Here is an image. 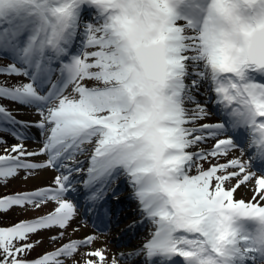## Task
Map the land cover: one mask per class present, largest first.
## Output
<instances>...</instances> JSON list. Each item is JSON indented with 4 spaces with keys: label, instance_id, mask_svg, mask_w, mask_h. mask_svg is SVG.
Masks as SVG:
<instances>
[{
    "label": "snow or ice",
    "instance_id": "6c2138e0",
    "mask_svg": "<svg viewBox=\"0 0 264 264\" xmlns=\"http://www.w3.org/2000/svg\"><path fill=\"white\" fill-rule=\"evenodd\" d=\"M143 2L0 0V51L15 61L0 68V72L22 75L30 81L12 88L0 86V96L34 106L41 120L32 124L17 121L3 105L0 117L10 124L36 127L42 135L48 133L39 151H29L23 143L5 148L0 155V179L6 182L20 170L30 172L45 167L67 172L55 177L56 187L0 198V210L4 211L29 204L39 207L48 199L59 204L48 215L9 227L0 226V264H64L63 258L72 257L80 246L92 242L90 235L72 240L38 259L22 258L25 251L34 247L25 243L30 234L54 226L65 229L74 218L76 208L65 199V193L73 172L81 170L67 162L83 152L85 144H93L94 151L84 184L99 183L103 187L122 167L136 190L142 213L158 225L152 238L143 245L149 261L153 257L162 258V262L179 257L187 264V258L194 255L192 249L204 244L217 253L226 244L235 245L237 233L232 224L236 219L252 218L264 224V174L250 171L252 159L264 161V136L253 135L242 147L241 141L229 133L227 139H217L210 150L193 151L195 146L224 133L226 125L204 123L190 127L208 112L199 103L195 109L187 107L194 100L190 88H199L202 82H207L217 102L231 107L233 114L242 115L237 98L246 96L259 121L244 118V124L252 131L264 125V84L245 79L246 68L264 71V22L246 30L245 36L252 39L236 49L215 27L219 19L233 22L238 4L254 5L264 17V0H209L208 15L202 25L182 16L174 7L159 8L160 0H152L157 5L156 22L145 23L137 7ZM108 3L123 5L120 13L107 15L101 6ZM84 5L100 9V16L83 26L84 43L79 54L65 60L63 45L80 30L79 10ZM181 20L187 23H179ZM57 71L59 78L53 83L52 74ZM192 73L194 78L188 82ZM221 73L226 75L222 77ZM223 79L235 81L234 95L222 84ZM86 80L102 86L89 87ZM69 88L72 93L66 94ZM138 97H151L153 108L157 101L162 102L172 126L154 129L155 113ZM12 135L18 140L26 138L15 130ZM0 144L6 141L0 139ZM249 148L255 151L249 152ZM234 149L247 153L249 160L231 158L207 170L202 168L201 161L209 156H228ZM44 154L48 156L46 164L30 162L31 157ZM141 159L153 161L160 189L167 196L164 212L155 208L138 187L140 169L135 165ZM260 171L264 173V168ZM233 179L236 184L228 186L227 182ZM253 180L251 200L235 199L238 188ZM85 255L98 257L101 264L105 261L101 250ZM258 256L264 258V248L246 247L241 251L233 246L224 254V264H234L237 259L255 262ZM86 264L96 262L87 260Z\"/></svg>",
    "mask_w": 264,
    "mask_h": 264
},
{
    "label": "rangeland",
    "instance_id": "374dc122",
    "mask_svg": "<svg viewBox=\"0 0 264 264\" xmlns=\"http://www.w3.org/2000/svg\"><path fill=\"white\" fill-rule=\"evenodd\" d=\"M189 8L190 6H186L180 9L179 12L181 13L182 16H187L189 19L194 20L196 17V14L191 12ZM84 10L92 14L85 16L82 13ZM99 16H100V12L95 6L84 5L80 8L79 10V22L81 26L80 30L75 36L70 35L68 37V40L70 41H68L66 45H63L66 48V53L70 57L73 55L79 54V52L82 50L83 43H84L83 26L90 22L95 21ZM189 34H191V32H189ZM73 47H75V49H73ZM69 48L71 49L69 50ZM64 59L70 60L67 57H65ZM12 63H15V61L10 57V55H8L5 52L0 51V68H6L8 65ZM201 70H202V67H201ZM250 70H252V68H249L247 70L245 79L247 81L255 82L256 78L250 75L251 74ZM55 76H52L53 83H55V80L53 78ZM192 78H194V73L190 74L188 78V82H190ZM27 82H30L28 77H24L22 75L10 74L7 72H0V86L12 88V87H16L20 84L27 83ZM85 83L89 87L102 86V84L94 80H86ZM209 89H210V86L207 84V82H202L199 88H196V89L190 88V92L192 96L194 97V100L188 102L187 107H189L190 109H195L196 104L199 103L207 110L208 115L206 117L202 116L194 125H189V126L199 127L201 124H204V123L221 122L219 115L214 116L215 108L209 106V103L211 101L212 103L215 101V94H214L215 92L212 95V92ZM71 93H72V89L69 88L66 94H71ZM0 105H3L8 111H10L11 113H14L15 116H17L20 120L28 122L29 124H32V123H35L41 120V116L38 114V110L34 106L22 105L17 101L11 100L9 97H3V96H0ZM1 118L2 117H0V119ZM28 128L30 129L31 133H28L25 136L26 138L22 140H18L14 138L12 134L6 133L5 130L1 129L0 127V139L6 141L4 137L9 138V142H6V144H0V155L4 154L5 148L10 147L11 145L16 144V143H23L25 148L29 151H39V149L43 145L44 138L45 136L48 135V133L44 132V134L43 135L41 134L40 136L38 134V131L39 132L41 131L40 129L36 127H28ZM25 131H27V128H25ZM200 134L201 133H197V135H200ZM203 135H207V134L203 133ZM223 137H225V135L219 134L218 137L209 138L206 142L198 146H195L193 148L194 150L193 149L192 150L195 151L198 148H204V149L210 150L211 148L215 146L217 139H223ZM82 147L85 150L75 155L73 159L75 160V163H76L74 167L79 168L81 170L80 172H83L85 170L83 166H87L88 168L91 166V155L94 151L93 144H85ZM242 156H244L246 161L249 160V156L247 153H242L239 149H234V150H231L230 155L228 156H218V157L209 156L206 160L201 161V165L204 170H207L213 164L226 163L228 159L240 158ZM47 159H48V156L46 154L37 155V156L31 157L30 162L46 164ZM251 163H252V160H251ZM195 171L196 170L193 169L192 174H195ZM250 171L256 172L257 175H260L261 173L259 170L254 169L252 167L250 168ZM42 173H44L45 175L44 174L42 175ZM73 173H78V172H73ZM61 174L66 175L67 172L65 170L54 169L52 167H45L43 169L32 170L30 172L28 170H20L17 176L8 178L6 182L0 179V198H3L8 195H13L16 193L35 191L40 188L56 187L55 177ZM120 182H123V185L127 186L126 189L121 190V191L118 190L119 189L118 186ZM117 183H118V186L115 189L113 185L107 186L105 188L106 194L116 193L119 198H122L123 196L127 194L132 195L128 199L129 203H130V200L132 199L137 200L138 201L137 209H140V201L135 197L133 186L129 183V177L127 176V174L125 173L124 177L121 178ZM227 183H228V186L235 185L236 180L233 179ZM254 184H255V181L253 180L251 183H246L244 186L239 187L238 190L234 193V198L244 199L246 202L250 201L253 195L251 188L254 186ZM116 190H118L119 192H116ZM66 198L67 196L65 195V199ZM113 203L115 206H117L115 201H113ZM131 203L133 202L131 201ZM58 206L59 204L56 200L48 199L40 203L39 207L29 204L23 207L13 206L11 210H7V211L0 210V226L9 227V226L19 223L20 221L37 219L41 216H45V215H48L54 212ZM129 207L130 206H127V208ZM138 214L135 215V217L140 220L142 213L141 215L140 214L138 215ZM77 215L79 217L80 223L76 222L77 217L74 216V218L71 220L69 225L66 226L65 229H61L58 226H54L49 229L38 230L35 234H30L28 240L25 241V243L33 244L34 247L25 251L22 254V258L27 261H32V260L40 258L41 256L45 254L57 251L64 244L69 243L72 240L85 239L91 235L93 237L92 242L89 244L80 246L78 248V251L72 257L63 258L64 264H86L87 260H93L96 262V264H101L98 257H94L91 255H85V253H91L96 250L103 251L105 255V261L103 262V264H113V261H115V264H137L138 261H140L139 258L129 259V256H128V254H130L129 251H126L123 254H118L117 252L112 251V250L111 252H108L107 250L109 249L108 246L111 245V243L114 242L116 239L121 237V236L120 237L117 236L119 232H117L115 228L112 230V232L110 231L111 233L109 232V234H105L103 236H99L101 234H92L90 233L91 226L83 218V215L80 213L78 214V212H77ZM130 218L131 217H127V218L123 217V219L119 222L118 226L121 227L123 223V225L124 224L125 226L127 225L126 226L127 228L129 225L128 219ZM259 224H261L259 221L254 220L252 218H248V219L238 218L235 221V228L237 230V233L241 237L245 245L255 243V239L249 240L247 238L251 236L254 237V233L259 231V227H258ZM147 226H148L147 228H149L148 230H150V228L152 229L153 227L152 223L147 224ZM61 232H63L62 236L60 235ZM127 232H128V235L122 236L121 240L117 244L118 246H122L124 241H125V246H132L131 245L132 243L134 245L135 242H138V238L132 237L133 235L132 231L130 232V230H127L126 234ZM148 233H150L151 235V230ZM148 235L149 234H147V236ZM53 237H58V238L52 239ZM148 239H149V236L144 237V242L147 241ZM241 262L243 264L245 263L249 264L248 260L241 261Z\"/></svg>",
    "mask_w": 264,
    "mask_h": 264
},
{
    "label": "clouds",
    "instance_id": "9594fccd",
    "mask_svg": "<svg viewBox=\"0 0 264 264\" xmlns=\"http://www.w3.org/2000/svg\"><path fill=\"white\" fill-rule=\"evenodd\" d=\"M208 5L209 0H206V2L205 0H181L180 3H177L176 0H160L158 7L161 9L165 7H174L180 10L186 6H190L189 10L196 14V17L193 21L199 22V24L202 25L205 17L208 15ZM52 7H57V5H52ZM122 7L123 5L119 3H108L101 6V8L107 10V15H118ZM137 7L142 13V21H145V23L148 21L156 22V16L158 15L157 5L153 3L152 0H144V2L139 4ZM98 10L100 11V9ZM261 22H264V17L258 13V10L254 5L238 4L234 21L229 23L226 20L219 19L216 21L215 27L217 32L223 34L224 39L233 47V49H236L243 46L245 41L252 39L250 36H245V31L249 28H256ZM179 23L185 24L187 21L181 20ZM187 31L191 32L192 30L188 29ZM197 31H199V27ZM259 35V30H257L255 36L258 37ZM247 70L248 68L245 69V75ZM225 75L226 74L221 73L222 77ZM234 82L235 81L227 79L222 80V84L228 90L229 94L233 95L235 94V90L232 88V84ZM138 99L145 107H148L154 111V129L172 126L167 118L166 107L162 102L157 101L156 106L153 108V101L151 97H138ZM237 100L242 116L247 119H255L258 122L259 118L255 116V109L252 102L243 95L238 97ZM253 132L258 138L264 136V125L256 126L253 129ZM135 166L140 169V184L138 187L143 191L146 199L161 212L166 211L167 196L160 189L159 178L157 177L153 167V161L150 159H141L137 161ZM133 190L134 192L136 191L135 189ZM157 219H159V216ZM165 220H167V217H165ZM235 221L232 224L234 230H236ZM152 225L153 227L151 234L155 233L158 228V225L153 223ZM258 227L259 231L254 233L255 243L245 245L236 230L237 234L235 237V245L231 243L226 244L221 247L220 253H217L216 251L212 250L209 244H204L202 247L192 249L194 255L187 258V264H224V254L229 252L233 246L239 247L241 251H244L246 247L257 249L264 248V224H259ZM247 239L252 240L253 237H248ZM234 264H238V259L234 261ZM257 264H264V258H260L258 256Z\"/></svg>",
    "mask_w": 264,
    "mask_h": 264
},
{
    "label": "bare ground",
    "instance_id": "6f19581e",
    "mask_svg": "<svg viewBox=\"0 0 264 264\" xmlns=\"http://www.w3.org/2000/svg\"><path fill=\"white\" fill-rule=\"evenodd\" d=\"M201 98V97H200ZM233 126V125H232ZM38 134L41 136V131L39 132L38 131ZM5 138V140H6V142H9V138L8 137H4ZM39 138V137H38ZM258 166V168H264V164H262V165H257ZM44 172V171H43ZM47 173V172H46ZM50 173V172H49ZM44 173H42V175H43ZM45 175V174H44ZM128 198L129 197H123V199L121 200V203H123V205H128V203H129V201H128ZM131 201L133 202V204H134V206H137L138 205V202L136 201V200H130V203H131ZM125 210H127V212H126V215H125V217L127 218V217H131L130 218V220H128V224L131 226L133 223H134V221H135V219H136V217H135V215H137L139 212H140V210L139 209H137V212H135V215H134V210H132V209H130V208H125ZM79 214V213H78ZM75 216L77 217V219H76V222L77 223H80V220H79V217H78V215H77V212H76V214H75ZM126 223V222H125ZM125 225V224H124ZM123 225V226H124ZM127 226V225H126ZM126 226H125V228H126ZM125 228H123V229H125ZM143 228V227H142ZM142 228H140V231H141V234H142V237H147V231L145 230V229H142ZM77 230H79V229H77ZM126 231L127 230H125V233H126ZM140 234V235H141ZM99 236H103V235H99ZM121 240V238L118 240V239H116L114 242H112L111 243V245H109L108 247H109V249H107L108 250V252H111V250L112 251H115V252H117L118 254H123V253H125L126 251H129V252H131V253H137V251H138V249L137 248H143V245H138L139 247H136V246H133V243L131 244L132 246H125V242L122 244V246H118L117 244L119 243V241ZM139 243H141V241H138V242H135V244H139Z\"/></svg>",
    "mask_w": 264,
    "mask_h": 264
}]
</instances>
